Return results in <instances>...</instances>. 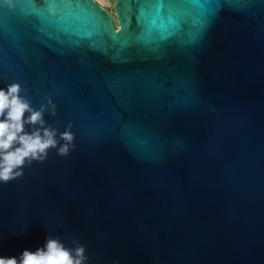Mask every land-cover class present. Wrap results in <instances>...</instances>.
<instances>
[{
  "label": "water",
  "instance_id": "95a60500",
  "mask_svg": "<svg viewBox=\"0 0 264 264\" xmlns=\"http://www.w3.org/2000/svg\"><path fill=\"white\" fill-rule=\"evenodd\" d=\"M114 9L0 0V88L75 137L0 183V256L50 235L87 264H264V0Z\"/></svg>",
  "mask_w": 264,
  "mask_h": 264
},
{
  "label": "clouds",
  "instance_id": "9594fccd",
  "mask_svg": "<svg viewBox=\"0 0 264 264\" xmlns=\"http://www.w3.org/2000/svg\"><path fill=\"white\" fill-rule=\"evenodd\" d=\"M21 92L16 82L0 88V183L22 177L23 169L34 161L45 162L51 149H57L59 156H67L75 148L71 124L57 139V129L44 119L49 109L55 115L53 101L46 97L47 104L35 109ZM72 243L75 247H67L59 237L49 235L35 251L25 249L18 257L0 256V264H87L85 247L75 237Z\"/></svg>",
  "mask_w": 264,
  "mask_h": 264
},
{
  "label": "rangeland",
  "instance_id": "374dc122",
  "mask_svg": "<svg viewBox=\"0 0 264 264\" xmlns=\"http://www.w3.org/2000/svg\"><path fill=\"white\" fill-rule=\"evenodd\" d=\"M100 6L106 9L113 17L115 15L114 0H95Z\"/></svg>",
  "mask_w": 264,
  "mask_h": 264
},
{
  "label": "flooded vegetation",
  "instance_id": "af4514ba",
  "mask_svg": "<svg viewBox=\"0 0 264 264\" xmlns=\"http://www.w3.org/2000/svg\"><path fill=\"white\" fill-rule=\"evenodd\" d=\"M113 23H114V26H115V27H117V26H118V22H117V20H116V17H115V16H113Z\"/></svg>",
  "mask_w": 264,
  "mask_h": 264
}]
</instances>
